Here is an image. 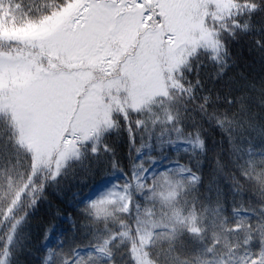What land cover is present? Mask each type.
Returning <instances> with one entry per match:
<instances>
[{"label": "snow or ice", "instance_id": "6c2138e0", "mask_svg": "<svg viewBox=\"0 0 264 264\" xmlns=\"http://www.w3.org/2000/svg\"><path fill=\"white\" fill-rule=\"evenodd\" d=\"M258 13L264 0H0L6 28L35 29L0 35L31 46L0 47V264H264V80L254 113L239 89L201 99L200 77L205 60L221 76L242 37L264 60ZM204 125L231 169L217 156L227 195L217 183L198 215ZM70 177L76 211L56 207L25 247L22 229Z\"/></svg>", "mask_w": 264, "mask_h": 264}, {"label": "trees", "instance_id": "16d2710c", "mask_svg": "<svg viewBox=\"0 0 264 264\" xmlns=\"http://www.w3.org/2000/svg\"><path fill=\"white\" fill-rule=\"evenodd\" d=\"M47 2L48 0H31V3L38 6ZM254 22L258 24L264 23V15L258 13ZM8 25L9 27L6 28L3 18H0V35L29 36L35 32L34 28L15 27L11 20L8 21ZM253 35H255V33H253ZM0 47L11 48L13 51L20 49L25 55H28L31 51V47L25 46L24 42L19 44L4 43L0 45ZM229 47L230 56L227 58L228 64L221 76L217 77L214 75L217 72L216 66L208 64L206 60L204 61L208 66L200 69V77L204 81L201 99L203 95L211 94L212 100L210 103L222 105L223 97L230 89H239L241 93H251V98L254 102L252 111L254 113H259V107L257 105L261 95L260 84L261 81L264 80V60L260 58L259 52L255 50L256 45L250 38L242 37L235 41H229ZM249 49H252V51ZM193 74H195V68ZM253 82H255L257 86L255 89L251 88ZM217 94L221 97L220 100L215 99ZM245 99H248L247 95L245 96ZM220 111L222 113L223 109L221 108ZM190 115L197 121L200 120V114L198 112L192 111L190 112ZM257 119H261L259 114L257 115ZM204 127L208 129V131L205 132V135L208 136L209 153L205 157L204 163L201 167L202 184L198 192L199 200L196 203V211L198 215L204 214V205L209 203L208 192L211 189L214 194L215 185L217 183L223 185L225 188V195H227L228 185L224 182V176L220 174L216 168L217 156L219 157V163L221 165L226 169H231V158L228 145L221 143V135L218 130L209 129L208 125H204ZM253 135H255V133H253ZM113 143L117 150L123 155L125 145L124 139L121 138L119 141L114 140ZM258 143L259 137L257 139V144ZM104 179L105 178H103V180ZM74 187V182L70 177L69 181H66L65 185L62 186L59 193L55 190L49 191V200L41 202L37 211L30 218V221L22 229V236L24 237L23 244L25 247H32L34 250L38 247L37 241L39 240L43 227L52 216L56 207H62L65 214L69 212L74 213L76 211L72 198ZM208 216L211 218V210H209ZM65 220L66 215L64 219L57 222V230L61 233L67 230ZM53 235H55V232ZM29 256L30 253H25L22 259H27Z\"/></svg>", "mask_w": 264, "mask_h": 264}, {"label": "rangeland", "instance_id": "374dc122", "mask_svg": "<svg viewBox=\"0 0 264 264\" xmlns=\"http://www.w3.org/2000/svg\"><path fill=\"white\" fill-rule=\"evenodd\" d=\"M12 34H13V33H12ZM24 44H25V46L31 47L30 44L27 43V41H24ZM103 183H105V184L108 183L107 178H105V179L103 180ZM101 187H102V184L100 183V184H98L96 187H94L93 190H99Z\"/></svg>", "mask_w": 264, "mask_h": 264}]
</instances>
